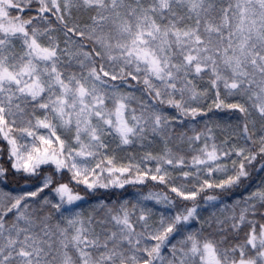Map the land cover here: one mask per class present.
I'll return each mask as SVG.
<instances>
[{"label": "snow or ice", "instance_id": "6c2138e0", "mask_svg": "<svg viewBox=\"0 0 264 264\" xmlns=\"http://www.w3.org/2000/svg\"><path fill=\"white\" fill-rule=\"evenodd\" d=\"M0 264H264V0H0Z\"/></svg>", "mask_w": 264, "mask_h": 264}, {"label": "trees", "instance_id": "16d2710c", "mask_svg": "<svg viewBox=\"0 0 264 264\" xmlns=\"http://www.w3.org/2000/svg\"><path fill=\"white\" fill-rule=\"evenodd\" d=\"M206 86V84L204 85ZM139 95V94H138ZM212 104L211 99L207 100L204 102V107L207 110V108ZM236 113L234 112H222L219 110L213 109V112L210 113L209 115L205 116L203 119L200 117H196V127L197 129H202L205 125V123H208L209 127L214 128V135L216 136L217 140H223L225 139L231 132V129L228 127L229 125L234 126L237 123V120L235 119ZM219 125V128H216L215 125ZM188 125H185L183 128L177 127L176 132H185L187 131L189 135L192 133L188 131ZM161 145L157 142L152 146V150L158 151L160 149ZM140 149V148H139ZM133 149H129V152H132ZM144 150L140 149V152ZM123 154V153H122ZM31 185L34 183V181H28L25 182L24 180L21 179H16V180H10L9 183V189L12 188H19L22 185L25 184ZM7 190V189H6ZM76 191H79L81 195L86 197L85 202H82L80 204V208L77 209L79 211H84L86 213H91L93 211V207L97 203V197L99 199L105 200L106 202L111 203L112 201L117 200L118 198L120 200H129L133 203L138 201L137 194L144 193L146 191H152V192H162L165 191V189L160 188V187H155L152 183H149L145 187H140V186H132V185H126L125 188L123 189H108L104 190L101 189L98 193L95 194V196H88L82 188L75 189ZM253 189H250L251 191ZM235 195L231 196L229 199L223 200L222 203H215V202H210L208 205H204L203 201L201 202V216L204 218L210 217L211 215H216L218 217H223L225 214H230V213H225L221 212V208L223 207L224 204L232 205L234 201L240 200L242 198V195L246 196L248 195L247 192H243V189H236L234 190ZM211 194V193H209ZM45 195H48L47 191L45 192ZM153 208V213L155 214L153 217V220H158L159 219V213L162 211H165L163 205H148V208ZM236 211L238 212L239 209L237 208ZM258 219V218H257ZM230 242H235V241H230Z\"/></svg>", "mask_w": 264, "mask_h": 264}, {"label": "rangeland", "instance_id": "374dc122", "mask_svg": "<svg viewBox=\"0 0 264 264\" xmlns=\"http://www.w3.org/2000/svg\"><path fill=\"white\" fill-rule=\"evenodd\" d=\"M133 150H132V153H134V154H140L141 152H140V149L139 148H132ZM254 190V189H253ZM150 191H146V192H144V193H140V194H137V198H138V200H141L142 199V197L143 196H146L148 193H149ZM152 192V191H151ZM144 204H145V206H147L148 207V205H157L156 203H155V201H152V200H149V201H144ZM150 208V207H149ZM152 210H153V208H151Z\"/></svg>", "mask_w": 264, "mask_h": 264}]
</instances>
